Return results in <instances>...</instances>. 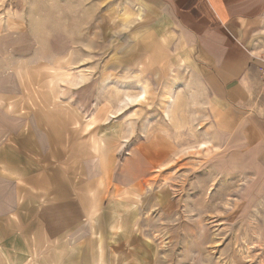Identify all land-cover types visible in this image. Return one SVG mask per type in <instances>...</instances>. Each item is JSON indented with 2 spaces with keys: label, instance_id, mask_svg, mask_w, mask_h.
<instances>
[{
  "label": "rangeland",
  "instance_id": "obj_1",
  "mask_svg": "<svg viewBox=\"0 0 264 264\" xmlns=\"http://www.w3.org/2000/svg\"><path fill=\"white\" fill-rule=\"evenodd\" d=\"M151 26L130 0H0V147L13 127L48 133L65 163L95 158L102 190L91 245L86 229L79 245L63 232L44 264H71L56 256L73 248L91 264H264L263 166L207 142V105L182 71L139 70Z\"/></svg>",
  "mask_w": 264,
  "mask_h": 264
},
{
  "label": "crops",
  "instance_id": "obj_2",
  "mask_svg": "<svg viewBox=\"0 0 264 264\" xmlns=\"http://www.w3.org/2000/svg\"><path fill=\"white\" fill-rule=\"evenodd\" d=\"M130 1L152 24V41L139 70L158 78L182 71L184 81L196 86L194 100L207 105L208 129L214 132L207 142L215 148L229 146L233 164L247 148L248 163L264 170V38L257 32L263 18L256 1ZM12 130L8 144L0 147V264H24L33 251H40L41 264L48 262L44 248L59 244L63 232L77 235L79 245L86 229L91 245L96 221L87 211L102 191L90 171L95 158L77 156L81 163L69 165L62 140L46 133L34 141L29 129L30 135ZM110 214L104 209L95 217L100 229H106ZM63 255L56 256L57 262L93 261L75 248L67 259Z\"/></svg>",
  "mask_w": 264,
  "mask_h": 264
},
{
  "label": "bare ground",
  "instance_id": "obj_3",
  "mask_svg": "<svg viewBox=\"0 0 264 264\" xmlns=\"http://www.w3.org/2000/svg\"><path fill=\"white\" fill-rule=\"evenodd\" d=\"M169 102H172V97H170V96L167 97V102L166 103L169 104Z\"/></svg>",
  "mask_w": 264,
  "mask_h": 264
}]
</instances>
